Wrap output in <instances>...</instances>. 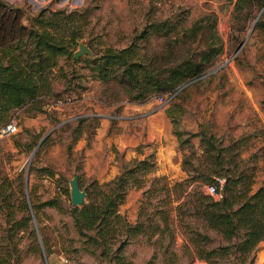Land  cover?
<instances>
[{"label": "rangeland", "instance_id": "374dc122", "mask_svg": "<svg viewBox=\"0 0 264 264\" xmlns=\"http://www.w3.org/2000/svg\"><path fill=\"white\" fill-rule=\"evenodd\" d=\"M5 1L23 10L27 24L40 8L78 10L82 16L79 43L92 50L93 58L106 48L130 45L136 32L154 19L180 18L188 25L206 13L215 16L216 33L223 45L218 58L170 102L159 101L158 93L146 100L130 99L122 81L104 82L94 76L83 60L88 55L80 56L82 60L76 64L61 58L59 66L73 77L71 84L57 76L53 86L61 95L46 98L42 111L26 105L15 109L9 119L16 120L17 130L0 140V258L6 259L5 264H209L187 250L186 235L165 228L131 237L119 253V262L116 245L102 253V247H95L73 225L70 180L76 177L85 190V205L92 181H109L130 160L149 153H153L156 167L147 178L165 175L170 181L181 180L187 175L182 166L184 155L193 151V160L203 161L199 137L189 135L204 129L214 134L216 143L238 139L239 155L229 151L227 162L255 166L254 187L264 185L263 1L257 0L247 17L234 12L236 0ZM163 40L152 35L145 49H159L166 45ZM54 72L58 74V66ZM173 102L177 103L173 107L177 125L167 112ZM84 115L99 116L98 126L86 128L83 123L81 136L73 141L75 119ZM176 128L188 142L180 145ZM47 135L49 140L38 149ZM27 170V191L37 207L28 206L25 211L17 174ZM22 188L25 192V182ZM143 188H131L119 206V213L131 224L138 220ZM202 189L212 193L207 184ZM212 195L219 197L218 193ZM24 199L28 204V196ZM151 210L155 208L148 212ZM38 231L48 237L53 250L47 263L34 246L33 234L40 243Z\"/></svg>", "mask_w": 264, "mask_h": 264}, {"label": "trees", "instance_id": "16d2710c", "mask_svg": "<svg viewBox=\"0 0 264 264\" xmlns=\"http://www.w3.org/2000/svg\"><path fill=\"white\" fill-rule=\"evenodd\" d=\"M256 3L257 0H236L234 12L247 17ZM81 17L76 9L40 8L27 19V24L21 8L0 0V127L8 122L15 109L26 105L42 111L46 98L59 97L61 94L53 86L57 76L64 83L71 82L73 77L59 66V61L69 59L76 64L82 60L73 57L82 38ZM152 35L163 38L166 45L145 49ZM222 45L215 29V16L206 13L188 25L180 18L154 19L136 32L130 45L106 48L99 56L83 60L99 80H119L126 84L132 100H146L158 93L171 94L170 102L218 58ZM57 66L58 74L54 72ZM176 105L173 102L167 112L177 125L173 112ZM75 120L78 124L73 130V141L81 136L83 123L86 122V128L97 127L99 116L84 115ZM174 131L180 145L189 141L188 137L182 138V131L177 128ZM189 136L199 137L203 161L195 162L193 151L184 155L182 166L187 175L181 180L170 181L165 175L147 178L156 167L153 153H149L130 160L109 181L101 184L92 181L87 187V203L71 207L78 234L87 236L95 247H102V253L116 245L117 262L131 237L147 231L152 235L165 228L186 235L187 250L209 264H253L258 246L264 240V185L254 187L255 166L241 167L233 160L227 162L229 151L239 155L238 139L230 144L222 140L216 143L214 134L204 129ZM48 140L49 135L37 148ZM233 147L238 150H232ZM17 175L21 177L18 192L25 211L28 206L35 209L37 205L27 191L29 170ZM205 184L219 197L204 193ZM133 187H144V191L138 220L131 224L119 213V206ZM24 195L28 196V204ZM149 208L155 210L149 213ZM26 217L29 219L27 212ZM38 235L40 243L33 234L34 246L43 252L47 263L53 250L48 237L41 231ZM5 260L0 258V264H5Z\"/></svg>", "mask_w": 264, "mask_h": 264}, {"label": "water", "instance_id": "95a60500", "mask_svg": "<svg viewBox=\"0 0 264 264\" xmlns=\"http://www.w3.org/2000/svg\"><path fill=\"white\" fill-rule=\"evenodd\" d=\"M82 55H88L90 58H93L92 50L86 44L81 42L78 44V48L73 52V57L74 59H78ZM33 152L31 155H33ZM70 188L72 205L75 207L84 205L86 192L84 189H80L76 177L70 180Z\"/></svg>", "mask_w": 264, "mask_h": 264}, {"label": "built area", "instance_id": "2783aa9c", "mask_svg": "<svg viewBox=\"0 0 264 264\" xmlns=\"http://www.w3.org/2000/svg\"><path fill=\"white\" fill-rule=\"evenodd\" d=\"M171 97H172L171 94L159 95L158 100L161 102H168L171 99ZM16 130H17V122L14 118H10L7 123H5L3 126L0 127V140L3 137H6L8 135L15 133ZM207 188H210L213 193L212 187H207ZM62 261L67 262V259L63 258Z\"/></svg>", "mask_w": 264, "mask_h": 264}, {"label": "crops", "instance_id": "0c3cea01", "mask_svg": "<svg viewBox=\"0 0 264 264\" xmlns=\"http://www.w3.org/2000/svg\"><path fill=\"white\" fill-rule=\"evenodd\" d=\"M253 264H264V240L258 246Z\"/></svg>", "mask_w": 264, "mask_h": 264}]
</instances>
